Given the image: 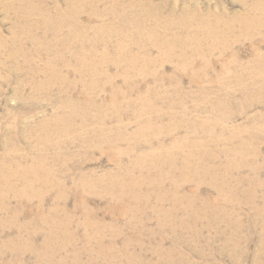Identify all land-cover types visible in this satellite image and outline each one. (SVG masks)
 Wrapping results in <instances>:
<instances>
[{"label":"rangeland","instance_id":"rangeland-1","mask_svg":"<svg viewBox=\"0 0 264 264\" xmlns=\"http://www.w3.org/2000/svg\"><path fill=\"white\" fill-rule=\"evenodd\" d=\"M146 1L0 0V264H264V0Z\"/></svg>","mask_w":264,"mask_h":264},{"label":"bare ground","instance_id":"bare-ground-1","mask_svg":"<svg viewBox=\"0 0 264 264\" xmlns=\"http://www.w3.org/2000/svg\"><path fill=\"white\" fill-rule=\"evenodd\" d=\"M118 1V0H117ZM258 1V0H257ZM83 2V1H82ZM137 3V2H136ZM151 3H153V2H151L150 0H147L145 3H143L144 4V6L143 7H145L144 9H142V10H144V11H146V12H148L149 13V9H151L152 8V4ZM258 3V2H257ZM261 3V2H260ZM124 4V3H123ZM137 5H138V3H137ZM259 5V4H258ZM116 6V5H115ZM120 6V5H119ZM122 6V5H121ZM261 6V5H260ZM262 6H264V5H262ZM140 8H141V6H140ZM259 9V7L258 6H252V7H250L248 10H247V14H248V12L249 13H251V11L250 10H254V11H256V9ZM262 8H264V7H262ZM262 8H260V9H262ZM257 9V10H258ZM185 10V9H184ZM252 10V11H253ZM260 13V12H259ZM188 13L187 12H183L182 13V16H181V21H183V23L185 24V25H188L189 27L192 25L191 23H192V21L190 20V18H189V16L187 15ZM261 14H263L264 15V9H263V11H261ZM253 15H254V13H253ZM202 16V15H201ZM216 16V15H215ZM203 17V16H202ZM197 18V17H196ZM200 18V17H199ZM254 18V17H253ZM252 18V19H253ZM251 19V20H252ZM255 19V18H254ZM257 19V18H256ZM255 19V20H256ZM203 20V19H202ZM205 20H206V18H205ZM221 20V19H220ZM234 20V19H233ZM250 20V19H249ZM249 20H248V22H249ZM194 21H195V19H194ZM262 22H263V20H261ZM198 22V21H197ZM203 22V21H202ZM260 22V21H259ZM175 23V22H174ZM191 24V25H190ZM228 24V23H227ZM261 24V23H260ZM203 27H205V28H208V25H205V23H202L201 24ZM105 26V25H104ZM180 26V25H179ZM230 26V25H229ZM229 26H228V28H229ZM245 26V25H244ZM260 26H262V25H260ZM183 27V26H182ZM217 27V26H216ZM243 27V26H242ZM191 28V27H190ZM227 28V29H228ZM100 30V29H99ZM202 30V29H201ZM209 30L211 31V34L212 35H215L216 34V32H217V28H215L214 26H212V27H209ZM221 32V31H220ZM220 32H219V34H220ZM228 32V31H227ZM150 33H151V35L150 36H154L155 35V32H154V30H153V34H152V32L150 31ZM111 35V34H110ZM192 35V34H191ZM191 35H189L188 36V40H189V38H191ZM195 36V35H194ZM220 36V35H219ZM217 37V36H216ZM224 37V36H223ZM197 38V37H196ZM195 39V38H194ZM224 39V38H223ZM175 40H178V36H176L175 38H174V41ZM187 40V41H188ZM215 40V39H214ZM164 41H167V40H164ZM171 42V41H170ZM173 42V41H172ZM197 42V41H196ZM222 42V41H221ZM174 43V42H173ZM172 43V44H173ZM213 44V43H212ZM211 45V44H210ZM215 45V44H214ZM117 46V45H116ZM118 47V46H117ZM196 47V46H195ZM209 47H211V46H209ZM208 47V48H209ZM126 49V48H125ZM172 48L171 47H168V48H166L165 50H164V52L161 54L162 55V57H163V59L164 58H167L168 57V52L171 50ZM184 49V48H183ZM116 51V50H115ZM171 52V51H170ZM187 53V52H186ZM189 53V52H188ZM173 54V53H172ZM103 55V54H102ZM117 55V54H116ZM123 55V54H122ZM201 55V54H200ZM180 56V59H182V55L180 54L179 55ZM121 57V56H120ZM119 57V58H120ZM107 58V57H106ZM131 58V57H130ZM194 59V58H193ZM260 59V58H259ZM125 60V59H124ZM135 60V56H132V61H134ZM189 60V59H188ZM258 60V59H257ZM263 60V59H262ZM103 61V60H102ZM102 61H97L96 62V60H94V61H90V63H88L87 65L88 66H90V68H93L95 71L94 72H98V66L100 65V62H102ZM146 61H147V63H150V64H152L153 62H154V60H153V58H150V57H146ZM185 61H187V60H185ZM185 61H182V63H180L179 65V67L180 68H184L186 65L187 66H192L193 65V61H191L190 60V62L189 63H185ZM118 62V61H117ZM261 62V61H260ZM259 62V63H260ZM130 63V62H129ZM262 63V62H261ZM102 64V63H101ZM138 64V63H137ZM206 64V63H205ZM133 65V64H132ZM257 65V64H256ZM129 66V65H128ZM136 66V65H135ZM197 66V65H196ZM254 66V65H253ZM95 67V68H94ZM255 67V66H254ZM131 68V67H130ZM141 68V67H140ZM135 69V68H134ZM102 70V69H101ZM125 70V69H124ZM144 70V69H143ZM187 70V69H186ZM197 71V70H196ZM206 71V70H205ZM208 75V74H207ZM227 77V76H226ZM234 77V76H233ZM234 79V78H233ZM195 81V80H194ZM259 82V81H258ZM225 84V83H224ZM259 84H262V87L260 88V93L261 92H264V85H263V83H261V82H259ZM257 85V84H256ZM260 86V85H259ZM250 87H251V85H250ZM245 89H246V87H245ZM251 89V88H250ZM256 90V89H255ZM250 92V91H249ZM256 92V91H255ZM262 96V95H261ZM229 97V96H228ZM247 101V100H246ZM244 105V104H243ZM252 106V105H251ZM250 106V107H251ZM158 117H160V114L158 115ZM59 119V118H58ZM238 135V134H237ZM240 135V134H239ZM261 136V135H260ZM240 137V136H239ZM255 138V137H254ZM258 139V138H257ZM239 141V140H238ZM245 141V140H244ZM108 142H110L109 140H108ZM236 144V143H235ZM181 145V144H180ZM179 144H178V146H180ZM177 145H174L170 150H168L167 152H164L163 154H166V153H168L169 151H172V153H173V150H178V147ZM251 146V145H250ZM237 147V146H236ZM245 147H247V146H245ZM242 149L243 148H240L239 149V151H238V153L239 152H241L242 154H243V152H242ZM238 150V149H237ZM248 152V151H247ZM233 153V152H232ZM236 153V152H235ZM250 153V152H249ZM252 153V152H251ZM240 154V153H239ZM247 154V153H246ZM238 155V154H237ZM217 156V155H216ZM149 157H150V154H148V155H146V156H143V157H141V158H139V160H138V162L139 161H144V160H146L147 161V159H149ZM171 158V157H170ZM216 159V158H215ZM164 160V159H163ZM192 160H193V163H194V169H195V172H197V170L199 169V171L200 170H203V166L202 165H200V163H198V162H196L195 161V158H193V152H190V153H188V155H186L185 156V160H184V163H183V166H188L189 164H191L190 162H192ZM213 160V159H212ZM264 160V159H263ZM155 161V160H154ZM242 161V160H241ZM139 163H137V165H138ZM239 164V163H238ZM192 165V164H191ZM256 165H257V163H256ZM259 165V164H258ZM262 165V164H261ZM222 166V165H221ZM243 166V165H242ZM133 167V166H132ZM212 167V166H211ZM228 167V166H227ZM8 168H10V166L8 167ZM192 168V167H191ZM221 168V167H220ZM3 169V168H2ZM1 169V170H2ZM10 170V169H9ZM36 171V170H35ZM204 171H205V168H204ZM212 171V170H211ZM199 174H201V173H199ZM216 174V173H215ZM218 174V173H217ZM11 176H13V173H11V175L9 174V177H7V179H6V183H8V178H10ZM191 176V175H190ZM116 177V176H115ZM194 177V176H193ZM206 176H204V178H205ZM210 177V176H209ZM208 178V177H207ZM218 178V177H217ZM239 178V177H238ZM209 179V178H208ZM39 181H41V185H44V186H46L47 185V183H48V181H47V179L46 178H44V179H40ZM195 181V180H194ZM210 181V180H209ZM10 182V181H9ZM140 182V181H139ZM33 183H38V180H37V178L36 179H34L33 180V182L32 183H27V187H29V186H33ZM40 183V182H39ZM95 183V182H94ZM94 183H92V186H93V184ZM220 183V182H219ZM122 184H124V183H122ZM130 184V183H129ZM160 186H164V184H163V181H162V184H159ZM7 186L9 187V189L10 190H12V187L9 185V183L7 184ZM132 186V185H131ZM180 186H182L181 184H179V183H175L173 186H172V188H174V189H178ZM225 186V185H224ZM4 187V186H3ZM90 188V187H89ZM130 188V187H129ZM133 188V187H132ZM94 189V188H93ZM124 190V189H123ZM39 192H41V193H39ZM37 191V192H35L34 194H36L37 196H39V197H41L42 196V190L41 191ZM132 192V191H131ZM178 192V191H177ZM197 192V191H196ZM20 193H21V191H20ZM136 194V193H135ZM139 194V193H138ZM147 194V193H146ZM178 194V193H177ZM123 195L125 196V193H123ZM130 196V195H129ZM166 197V195H164L163 194V199ZM182 197V196H181ZM176 198V197H175ZM184 198V197H183ZM183 198H177L176 199V201L177 202H180V200L181 199H183ZM123 199V198H122ZM127 200V199H126ZM176 202V203H177ZM160 208V207H159ZM125 209V208H124ZM134 209H136V208H134ZM170 209V208H169ZM174 209V208H173ZM142 211H143V209H141ZM163 210V209H162ZM145 214V213H144ZM37 221V220H36Z\"/></svg>","mask_w":264,"mask_h":264}]
</instances>
